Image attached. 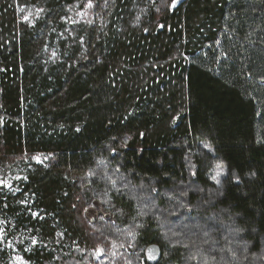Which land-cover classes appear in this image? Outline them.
<instances>
[{
	"label": "trees",
	"instance_id": "16d2710c",
	"mask_svg": "<svg viewBox=\"0 0 264 264\" xmlns=\"http://www.w3.org/2000/svg\"><path fill=\"white\" fill-rule=\"evenodd\" d=\"M85 2L0 0V264H264V0Z\"/></svg>",
	"mask_w": 264,
	"mask_h": 264
},
{
	"label": "snow or ice",
	"instance_id": "6c2138e0",
	"mask_svg": "<svg viewBox=\"0 0 264 264\" xmlns=\"http://www.w3.org/2000/svg\"><path fill=\"white\" fill-rule=\"evenodd\" d=\"M113 2H114V0H113ZM107 3H108V0H105V4H107ZM176 3H177V0H172L171 7L174 8V7L176 6ZM93 7H95V5H94V3H93V0H87V3L84 5V8H85V9H92ZM43 11H44V9H42V8H38V9L36 10V12H37V16H39V14L42 13ZM29 15H31V14H29ZM79 15H81V16H86V15H87V12H85V11H81V12L79 13ZM24 20L30 22V20H29V16H25V17H24ZM72 22H73V23H76L77 21H72ZM88 23L91 24L92 21H88ZM145 31H147V30L145 29ZM79 42H80V43H83V42H84L83 37H80ZM54 55H55V53H53V56H54ZM113 151H114V150H113ZM33 159H35L38 163H43V160H41V158H40L39 156L33 157ZM44 159H47V157H44ZM118 170H119V169H117V171H118ZM15 179L19 180V179H21V177L17 176V177H15ZM23 179L26 180L27 177H23ZM108 179L111 181V184L113 185V187H115V185H116V183H117L116 180L112 179L111 177H108ZM0 187L9 189L10 191L13 192V194H14L16 191L19 190V189L13 188L12 183H11L10 180L7 179V178H0ZM115 190H116L117 192H120V189H119V188H116ZM153 191H155V190H153ZM104 194H105V195H108L107 192H105ZM105 202H106V201H105ZM20 203H21V204H26L27 201H26V200H21ZM73 207H75V205H73ZM85 211H87V209H85ZM31 215H32L33 218H40V219H43V217L40 216V214H39L38 212H33ZM5 223H7V222L4 221V220H0V225H3V224H5ZM61 235H62V234H61ZM23 242H24L23 240L20 241L21 244H23ZM38 243H39V241L37 240V238H36L35 236H33V237L30 238V246L25 247L23 250H24L25 252H31V251H33L34 248L38 245ZM0 245H4V246L7 247V248H13V250H15V249H14V245H13V243H12L11 241H8V240H7V232L5 231V229H4L3 227H0ZM113 247H115V245H113ZM184 247H188V246H187V245H184ZM2 250H3V249H0V251H2ZM228 251L232 252L231 249H228ZM94 252H95V256H96L97 258H99V256L102 255V254L104 253V249H103L102 247H100V246H97L96 249L94 250ZM113 255H115V253H113ZM232 255L235 256V252H232ZM195 258H196L195 256H191V257H190V259H195ZM245 259H247V257H245ZM12 264H30V262L27 261V260H25L24 257H22V256H20V255L17 254V255H14V256L12 257ZM127 264H132V262L129 260V261H127Z\"/></svg>",
	"mask_w": 264,
	"mask_h": 264
},
{
	"label": "rangeland",
	"instance_id": "374dc122",
	"mask_svg": "<svg viewBox=\"0 0 264 264\" xmlns=\"http://www.w3.org/2000/svg\"><path fill=\"white\" fill-rule=\"evenodd\" d=\"M86 3L87 2H85L83 4L78 3L71 10L72 14H73L72 21H77L76 23H72L71 24L72 26H75V28H77V26H81V25H84V26L90 25L88 23V21H92V23H93L94 22L93 21L94 17L95 18L99 17L100 19H102V20L104 19L106 21L107 17H105L104 11L102 12L101 10H104V9L108 8L107 6L111 5L110 2H108L107 4H105V1L101 2L100 4H97V3L93 2L95 7H93L92 9H85L84 5ZM81 11L87 12V15L86 16L79 15V13ZM217 174H218V176H222V171L220 169H218L217 170ZM186 187L187 186L181 188V190H182L181 195L182 196L185 194V191H188V190H189V192L194 191L193 189H190V187H188V188H186ZM198 191H200V190H198ZM212 195H215V194H212ZM195 234H197V232ZM190 236H193V235L190 234ZM262 249H263V252H264V247H262Z\"/></svg>",
	"mask_w": 264,
	"mask_h": 264
},
{
	"label": "water",
	"instance_id": "95a60500",
	"mask_svg": "<svg viewBox=\"0 0 264 264\" xmlns=\"http://www.w3.org/2000/svg\"><path fill=\"white\" fill-rule=\"evenodd\" d=\"M144 258L147 264H159L162 258L161 248L157 244L148 245L144 251Z\"/></svg>",
	"mask_w": 264,
	"mask_h": 264
}]
</instances>
